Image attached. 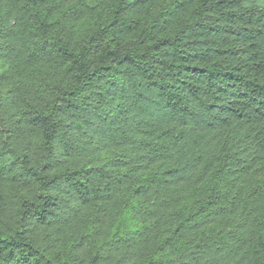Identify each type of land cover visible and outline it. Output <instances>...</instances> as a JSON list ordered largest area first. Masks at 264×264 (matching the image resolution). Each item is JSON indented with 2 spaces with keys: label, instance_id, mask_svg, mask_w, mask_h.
<instances>
[{
  "label": "trees",
  "instance_id": "trees-1",
  "mask_svg": "<svg viewBox=\"0 0 264 264\" xmlns=\"http://www.w3.org/2000/svg\"><path fill=\"white\" fill-rule=\"evenodd\" d=\"M0 264H264V7L0 0Z\"/></svg>",
  "mask_w": 264,
  "mask_h": 264
},
{
  "label": "rangeland",
  "instance_id": "rangeland-1",
  "mask_svg": "<svg viewBox=\"0 0 264 264\" xmlns=\"http://www.w3.org/2000/svg\"><path fill=\"white\" fill-rule=\"evenodd\" d=\"M244 4L264 7V0H244Z\"/></svg>",
  "mask_w": 264,
  "mask_h": 264
}]
</instances>
